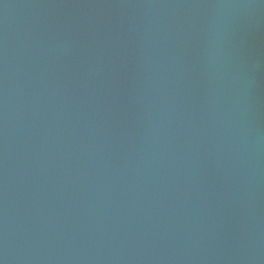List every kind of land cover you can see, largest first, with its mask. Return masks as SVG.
Masks as SVG:
<instances>
[{"label":"water","instance_id":"95a60500","mask_svg":"<svg viewBox=\"0 0 264 264\" xmlns=\"http://www.w3.org/2000/svg\"><path fill=\"white\" fill-rule=\"evenodd\" d=\"M0 264H264V0H0Z\"/></svg>","mask_w":264,"mask_h":264}]
</instances>
